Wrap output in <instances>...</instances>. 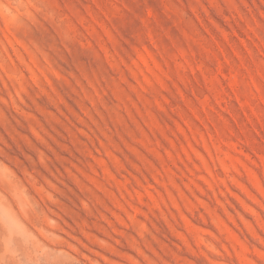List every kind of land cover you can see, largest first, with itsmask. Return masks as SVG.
I'll return each mask as SVG.
<instances>
[{
  "label": "rangeland",
  "instance_id": "rangeland-1",
  "mask_svg": "<svg viewBox=\"0 0 264 264\" xmlns=\"http://www.w3.org/2000/svg\"><path fill=\"white\" fill-rule=\"evenodd\" d=\"M0 264H264V0H0Z\"/></svg>",
  "mask_w": 264,
  "mask_h": 264
}]
</instances>
